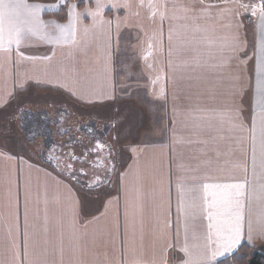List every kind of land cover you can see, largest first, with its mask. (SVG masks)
Instances as JSON below:
<instances>
[{"label": "crops", "instance_id": "crops-1", "mask_svg": "<svg viewBox=\"0 0 264 264\" xmlns=\"http://www.w3.org/2000/svg\"><path fill=\"white\" fill-rule=\"evenodd\" d=\"M27 2L46 7L0 34V264L264 254L260 0ZM236 182L241 240L214 255L229 217L213 185Z\"/></svg>", "mask_w": 264, "mask_h": 264}, {"label": "snow or ice", "instance_id": "snow-or-ice-1", "mask_svg": "<svg viewBox=\"0 0 264 264\" xmlns=\"http://www.w3.org/2000/svg\"><path fill=\"white\" fill-rule=\"evenodd\" d=\"M57 5H51L50 7H56ZM46 7L45 5H36L29 4L27 0H0V34L3 33V26L5 22L9 26H13L14 22L19 21L22 16L24 17H34L36 12L41 8ZM253 14H255V9H253ZM260 15L264 17V4H262ZM16 43L19 45V32L16 33ZM2 40V36H0ZM11 41H9V45ZM0 51L7 52L10 51L9 48H5L3 43L0 42ZM257 90L261 96V102L259 111L261 114V123H260V135L261 143L264 144V62H257ZM255 124V121H254ZM96 183H100L99 180ZM246 182H236V183H218L213 185L215 188L219 189L222 193L225 194L226 199L224 201L226 208L225 212L229 217L227 232L229 233L228 238L223 245V250L216 252L214 255L224 256L235 250L237 245L240 243L241 234H242V222L244 219V203L242 197L244 196ZM95 184L90 185L89 187H94ZM205 191L209 188V184L205 183L203 185ZM215 205L209 204L205 208L206 216L205 218L209 221L208 228L211 230L214 227L212 221L215 218L216 213L210 209L214 208ZM183 211V209H181ZM261 236L264 237V233H261ZM209 239H211V232L209 234ZM252 234L249 233V240L251 241ZM23 264V259L21 260ZM123 264V262H122ZM187 264V262H186Z\"/></svg>", "mask_w": 264, "mask_h": 264}, {"label": "trees", "instance_id": "trees-1", "mask_svg": "<svg viewBox=\"0 0 264 264\" xmlns=\"http://www.w3.org/2000/svg\"><path fill=\"white\" fill-rule=\"evenodd\" d=\"M74 1L81 3L83 0ZM81 5L82 4H79V7H81ZM44 17L52 18L59 22L64 21L65 10L60 9V11L56 13L44 15ZM218 264H264V254L257 251L252 252L250 248L244 244L231 257Z\"/></svg>", "mask_w": 264, "mask_h": 264}, {"label": "rangeland", "instance_id": "rangeland-1", "mask_svg": "<svg viewBox=\"0 0 264 264\" xmlns=\"http://www.w3.org/2000/svg\"><path fill=\"white\" fill-rule=\"evenodd\" d=\"M8 76H9V70H5V72H4V75H3V78H5L4 80L6 81V79H8ZM5 93H8V91H6V90H2V91H0V94L1 95H3V94H5ZM9 104V103H8ZM9 108V107H8ZM5 109H7V108H5ZM6 118H8V117H6ZM128 119V118H127ZM121 121H123V120H121ZM121 121H120V124H121ZM116 124H118V123H116ZM43 126V125H42ZM2 134H4V135H7L8 137H10L11 139L14 137V136H12V132L11 131H5L4 133H2ZM18 141V140H17ZM116 178H117V176H115V180H116Z\"/></svg>", "mask_w": 264, "mask_h": 264}, {"label": "flooded vegetation", "instance_id": "flooded-vegetation-1", "mask_svg": "<svg viewBox=\"0 0 264 264\" xmlns=\"http://www.w3.org/2000/svg\"><path fill=\"white\" fill-rule=\"evenodd\" d=\"M10 119H11V118H8V119H6V121H5V122L7 123V126H10V123H11V124H14V126H15V124H16L17 127L20 126L21 123H20L19 121H16V120L12 119L13 122H11ZM56 169L59 170V166H58V165L56 166Z\"/></svg>", "mask_w": 264, "mask_h": 264}, {"label": "built area", "instance_id": "built-area-1", "mask_svg": "<svg viewBox=\"0 0 264 264\" xmlns=\"http://www.w3.org/2000/svg\"><path fill=\"white\" fill-rule=\"evenodd\" d=\"M262 4H264V0H260L261 7H262Z\"/></svg>", "mask_w": 264, "mask_h": 264}]
</instances>
